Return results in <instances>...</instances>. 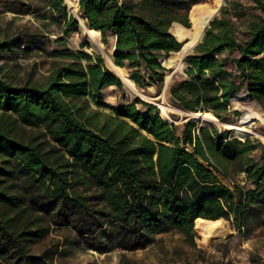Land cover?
<instances>
[{"label": "trees", "instance_id": "16d2710c", "mask_svg": "<svg viewBox=\"0 0 264 264\" xmlns=\"http://www.w3.org/2000/svg\"><path fill=\"white\" fill-rule=\"evenodd\" d=\"M199 1L79 0V14L104 43L110 34L117 38L113 60L138 86L162 84L166 68L179 64L167 54L185 57L202 41L186 56L185 75L174 74L168 87L184 110L221 119L243 88L264 107V0H227L218 17L222 0L198 3L187 28L188 11ZM1 6L19 19L32 15L44 31L19 30L0 50L18 46L59 59L44 84L16 85L0 65V264L37 262L26 248L44 237L47 218L70 225L89 248L105 253L113 244L145 249L173 231L195 245L198 218L233 221L242 233L264 212L262 143L239 140L228 129L198 128L194 120L179 132L159 107L139 98L105 103L104 90L123 83L101 54L43 47L50 25L57 43L80 30L65 0H2ZM226 162L251 187L225 183Z\"/></svg>", "mask_w": 264, "mask_h": 264}, {"label": "rangeland", "instance_id": "374dc122", "mask_svg": "<svg viewBox=\"0 0 264 264\" xmlns=\"http://www.w3.org/2000/svg\"><path fill=\"white\" fill-rule=\"evenodd\" d=\"M1 1L2 0H0V43L6 39L15 38L19 34V30L30 32L39 27L44 31V29L40 27L41 22L37 21L32 15H27L24 18L19 19L16 17L17 15L12 12H3ZM214 1L216 0H202L195 3L190 11H188L189 26H184L187 28L192 27L190 12L196 4L201 2L213 4ZM226 1L227 0H222L219 13L216 17L220 16L221 9L226 5ZM240 1L244 4H251L250 0ZM56 29L55 25H50L48 28V31L52 32L49 39L45 40L43 46L48 52L68 49L73 52L83 51L89 54H101L93 48L88 34L81 28V26L79 32H75L65 38L63 43L55 42L58 37ZM100 38L103 42L101 32ZM115 40V36L110 34L108 42L103 43L107 48L112 49L113 45H115ZM176 53L178 52H173L167 55H175V57L179 59V63L181 60H185L186 56L183 57L182 54ZM102 56L104 57V55ZM58 59L59 58L51 56L48 53H40L36 50L23 52L22 50H19L18 46L14 47L13 51L0 50V65L5 67L4 76L16 85L24 83L27 80H31L34 84H44L48 78L49 70L52 68V63L58 61ZM105 61L109 70L114 73L106 58ZM183 64V70L177 69L175 74L179 76L185 75L188 67L185 64V61H183ZM166 69H168V72L171 70L170 68ZM162 84L159 83L151 86L137 85L139 89L148 93L151 97L150 100L145 98L142 99V97L127 93L124 84L123 88L109 86L103 92L104 102L110 105H119L139 98L147 103L156 105L159 107L160 112L161 107L159 103L164 102L169 107L168 112L170 116L175 120L173 124H175L178 127V131L181 132L185 123L192 119H189L184 115L182 116L176 111V109L181 107L172 99L168 91L165 96H161ZM241 91H243L244 94L249 93V97L241 102L232 100L230 111L221 118V120L230 124L236 123V125H240L245 111L250 107L264 116V107L251 95L250 91L246 88H243ZM92 107L95 109L98 108L95 105H92ZM101 110L109 112L108 109L102 108ZM254 120L255 123L252 128L254 131L260 132L264 135V123L260 120ZM197 125L198 128L215 127L220 131L228 129L232 132V135L236 137L235 131L225 126L207 127L200 126L198 123ZM249 139L255 142H260L264 145V138L261 136L253 135ZM259 153L260 150L258 149L252 155L256 157ZM225 165L229 171V177L227 179L223 178L225 183L230 185L233 189L234 183H238L245 187H251V184L246 182L245 173H237L234 171L235 164L226 162ZM36 215L37 214L34 212H30L29 214L32 220L36 219ZM42 225L48 228L44 237L36 240L34 243H29L26 248L27 254L39 258L38 261L26 262L23 260L19 262V264H264V212L252 217L248 222V227L242 230V233H239L234 227L233 221L224 220L225 233L213 237L205 245H201L198 242L201 235L196 230L198 236L195 239V245L188 242L180 232L173 231L158 235L156 242L145 249L127 251L117 248L113 244V248L105 253H100L97 250L89 248L84 242L83 237L66 223L58 225L53 224L49 222V219L47 218V220L42 222ZM3 263L13 264L16 263V260L10 259V261H8L3 258Z\"/></svg>", "mask_w": 264, "mask_h": 264}, {"label": "bare ground", "instance_id": "6f19581e", "mask_svg": "<svg viewBox=\"0 0 264 264\" xmlns=\"http://www.w3.org/2000/svg\"><path fill=\"white\" fill-rule=\"evenodd\" d=\"M67 3L69 5V8L72 9V12L74 14L78 13L79 18H80V26L88 34V36L92 42L93 48L96 51H98L99 53H101L102 55H104V57L106 58L109 65L112 67L114 73L121 79L122 83L124 84V86L127 90V93L134 95V96L142 97V99L145 98L147 100H150L151 97L148 95V93H145L143 90H141L137 87V85L134 83V81L129 76L126 69L114 64V62H113V49H114L115 45H113L112 49L107 48L105 46V44L101 41L100 31L97 29L89 28L86 26L85 20L79 14L78 0H67ZM210 25H211V22H210ZM210 25H209V27H210ZM170 30H171V28H170ZM194 48L190 51V53L194 50ZM183 61L181 60L179 64L170 67L171 70L167 73L165 81L163 82L162 87H161V96H165L167 94L168 86L172 80V77L175 74V71L177 69L183 70V67H184ZM248 97H249V93L244 94L243 91H240L239 93H237V96L235 97L234 100L236 102H241L243 100H246ZM159 105L161 107V116L163 117V119L168 123H174L175 120L170 116V114L168 112L169 107L164 102L159 103ZM176 111H178L182 116L183 115L187 116L189 119L196 121L200 126H207V127L225 126V127L230 128V129H233L235 131L236 137H238L239 140H242V141L247 140L248 138H250L253 135L254 136H261L262 138H264V135L262 133L256 132L252 128L254 123H255L254 119L260 120L261 122L264 123V116L260 112L254 110L251 107L247 111H245L243 120L241 121L240 125H236V123L230 124L226 121H223V120L219 119L211 111L192 112V111L184 110L182 108H178V109H176ZM194 225H195L194 229L201 235V237L198 239V242L201 245H205L213 237H217V236L225 233L224 219L223 218L215 220V221L204 219V218H198L195 220Z\"/></svg>", "mask_w": 264, "mask_h": 264}, {"label": "water", "instance_id": "95a60500", "mask_svg": "<svg viewBox=\"0 0 264 264\" xmlns=\"http://www.w3.org/2000/svg\"><path fill=\"white\" fill-rule=\"evenodd\" d=\"M66 1V3H67V0H65ZM67 6H68V11L71 13V14H74L73 12H72V9H70L69 8V5H68V3H67ZM78 6H80V3H79V0H78ZM77 18H78V20L80 21V18H79V15H78V13L77 14H74ZM87 26V25H86ZM87 27H89V26H87ZM90 28V27H89ZM170 33L173 35V36H175L173 33H172V31L170 30ZM176 37V36H175ZM177 38V37H176ZM179 42H185L184 40L183 41H181V40H179V39H177ZM116 42H117V38H116V40H115V46H114V49H113V54H114V52H115V49H116ZM200 44V43H199ZM199 44H197V46L199 45ZM196 46V47H197ZM195 47V48H196ZM194 48V49H195ZM187 55H189V53L187 54ZM186 55V56H187ZM113 62H114V60H113ZM114 64H115V62H114ZM116 65V64H115ZM237 96V94L233 97V100L235 99V97Z\"/></svg>", "mask_w": 264, "mask_h": 264}, {"label": "crops", "instance_id": "0c3cea01", "mask_svg": "<svg viewBox=\"0 0 264 264\" xmlns=\"http://www.w3.org/2000/svg\"><path fill=\"white\" fill-rule=\"evenodd\" d=\"M224 219V218H223ZM224 220H226V219H224Z\"/></svg>", "mask_w": 264, "mask_h": 264}]
</instances>
